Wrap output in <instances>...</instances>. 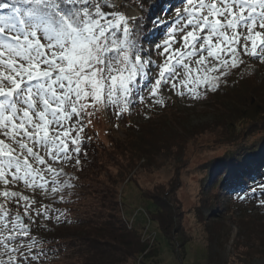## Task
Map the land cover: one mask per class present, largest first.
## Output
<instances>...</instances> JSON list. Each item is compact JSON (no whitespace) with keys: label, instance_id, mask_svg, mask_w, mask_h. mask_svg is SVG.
Listing matches in <instances>:
<instances>
[{"label":"snow or ice","instance_id":"obj_1","mask_svg":"<svg viewBox=\"0 0 264 264\" xmlns=\"http://www.w3.org/2000/svg\"><path fill=\"white\" fill-rule=\"evenodd\" d=\"M249 60L264 64V0H0V264L52 252L97 113L198 99ZM239 198L264 206V183Z\"/></svg>","mask_w":264,"mask_h":264},{"label":"rangeland","instance_id":"obj_2","mask_svg":"<svg viewBox=\"0 0 264 264\" xmlns=\"http://www.w3.org/2000/svg\"><path fill=\"white\" fill-rule=\"evenodd\" d=\"M245 59L248 60L247 57ZM245 69L252 70L257 82L264 81V64L249 60ZM160 97L163 101L162 105L140 104L132 108L130 112H126L120 119L108 110L101 111L93 117V124L87 130L95 134L96 143H99L98 158L107 162L108 168L105 169L107 173L93 174L90 167L85 166H82V171L67 169L69 173L72 172L79 177L78 180L73 181L77 187L73 189L71 196L73 200L69 204L74 201L77 204L79 199L84 198L85 201L79 203L78 208L68 204H59L57 207L69 212L70 217H78L79 211L88 212L96 207L94 204L96 200L93 201L92 197L97 196L94 194H99L105 187V176L111 175L113 178L116 175L117 170L112 166L113 163H122L120 157L107 158L101 152L100 146L105 149L104 153L111 147L108 128L117 130L119 127H125V129L138 130L139 125L150 122L147 125H151L150 130L154 133L165 136L174 134L180 138L183 134L181 127L187 130L208 126L210 128L216 121H221L218 116L221 110L217 108V104L221 101L210 93L206 96L201 94L200 98L193 99L188 95L179 96L174 91L164 90ZM260 99H264V96ZM110 117H113L112 124L111 120H108ZM218 133L219 131L216 130V132H206L192 138L184 149L176 150L174 146L170 153L155 156L147 168H143L145 160L133 161V168L127 178L116 186V201L120 217L135 219L136 224L145 226L147 221L143 218L144 215L141 214L140 209L152 211L153 208L150 202H143L140 192L152 190L158 184H166L173 178H179L180 188L176 197L183 213L181 223L187 242L180 247L181 241L175 240L170 246L157 231L155 224L149 223V230L155 233L154 245L156 244L158 253L148 259L145 264H264V245L258 240V237L264 236V206L260 205L259 199L241 200L239 198L247 192H241V195L237 196H225L223 194L225 191L220 189V184L226 177L224 175L220 176L222 178L218 184L211 185L220 175V171H217V161L228 160L230 157L228 154L231 153L239 154L235 160L240 161L243 158L260 155L259 151H264V131L257 132L245 141L235 143L227 142L228 140L226 141ZM121 134V132L118 133L119 138H122ZM185 138L187 136H184ZM213 164L214 166L211 167ZM88 194H91V198ZM198 213L203 219L202 222L198 221ZM213 223L218 224L217 228L221 231L225 230L228 240L222 238L218 241L210 240L213 234L209 231ZM56 227L57 225H49L51 230ZM253 228L257 229V232H251ZM44 235L51 237V231ZM39 236L40 234H37L38 238ZM47 245L51 246V244ZM46 246L44 245V249H47ZM42 259L44 264H70L73 260L69 252L55 256L48 255Z\"/></svg>","mask_w":264,"mask_h":264},{"label":"trees","instance_id":"obj_3","mask_svg":"<svg viewBox=\"0 0 264 264\" xmlns=\"http://www.w3.org/2000/svg\"><path fill=\"white\" fill-rule=\"evenodd\" d=\"M154 12H159V9H155ZM251 71L244 68L240 72L230 74L224 78L218 91L209 92L221 101L217 104L218 110H221L218 115L221 121H216L210 128L208 126L187 130L181 127L183 136L181 135L180 138L174 134L165 136L154 133L150 130L151 125H147L150 122L139 125L138 130L125 129V127H119L117 130L112 127L108 128L111 147L108 152L104 153L105 149L100 146L101 152L107 158L120 157L122 163H113L112 166L117 170L113 178L106 174L105 187L99 194H94L97 196L92 197L93 201L96 200L94 203L96 207L92 211H79L78 217L68 216L69 223L57 225L51 230V237H54L55 243H52L50 247L47 243L43 244V248L47 245V249H52L49 256L69 252L73 259L70 264H145L148 259L156 256L158 253L156 244L149 247L148 243L142 241L143 224L141 226L136 224L134 219L131 229H128L127 223L120 217L116 201V186L127 178L133 168V161L145 160L143 168H147L155 156L170 153L174 146L176 150L184 149L190 139L206 132L212 133L218 130V134L226 141L228 140L227 142L235 143L245 141L257 132L264 131V99H260L264 96V81L257 82L256 75ZM108 120H111V124L114 122L113 117ZM86 131L92 139L82 166L90 167L93 174L106 172L107 162L98 158L100 151L95 134ZM119 132L122 133V138L118 137ZM184 136L187 138L184 139ZM228 155L230 156L228 160L217 161V171H220V175L215 178L212 186L218 184L222 178L220 176L224 175L226 176L224 181L222 184L219 183L220 189L225 191L223 194L237 196L241 195V192H248L249 188L264 183V157L257 155L237 161L235 159L239 154ZM241 164L244 165L243 168L240 167ZM213 166L214 164L211 165ZM69 174L73 175L72 172ZM179 188V178L176 177L166 184L154 186L152 190L141 191L140 196L143 202H150L153 210H140L143 211V218L149 220L150 224H155L157 231L169 242L170 246L175 240H179L181 241L180 247H183L187 241L181 223L183 213L176 197ZM88 197L91 198V194H88ZM84 201L85 198L79 199L77 204L74 201L72 204L68 203V206L78 208V204ZM74 210L77 211V209ZM199 214L198 221L202 222L203 219ZM217 226L218 224L213 223L209 231L213 234L210 240L227 239L228 235L225 230L221 231ZM251 232L255 233L257 229L253 228ZM258 240L264 245V236L258 237Z\"/></svg>","mask_w":264,"mask_h":264},{"label":"built area","instance_id":"obj_4","mask_svg":"<svg viewBox=\"0 0 264 264\" xmlns=\"http://www.w3.org/2000/svg\"><path fill=\"white\" fill-rule=\"evenodd\" d=\"M141 214L143 215V211H141ZM124 220L127 223L128 229H131V227H132V225L134 223V219H124ZM149 223H150L149 220H147V224L145 226H143V229H142V241L148 243V246L150 247V246L154 245L155 233L151 232L149 230Z\"/></svg>","mask_w":264,"mask_h":264},{"label":"bare ground","instance_id":"obj_5","mask_svg":"<svg viewBox=\"0 0 264 264\" xmlns=\"http://www.w3.org/2000/svg\"><path fill=\"white\" fill-rule=\"evenodd\" d=\"M258 154H260L261 155V158H263L264 157V151H259V153Z\"/></svg>","mask_w":264,"mask_h":264}]
</instances>
